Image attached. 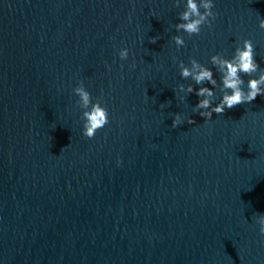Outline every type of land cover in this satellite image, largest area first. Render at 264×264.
<instances>
[{
	"label": "water",
	"instance_id": "1",
	"mask_svg": "<svg viewBox=\"0 0 264 264\" xmlns=\"http://www.w3.org/2000/svg\"><path fill=\"white\" fill-rule=\"evenodd\" d=\"M185 2L0 0V264H264V97L207 119L178 88L245 39L264 69V0H213L191 37ZM80 81L109 113L93 140Z\"/></svg>",
	"mask_w": 264,
	"mask_h": 264
},
{
	"label": "clouds",
	"instance_id": "2",
	"mask_svg": "<svg viewBox=\"0 0 264 264\" xmlns=\"http://www.w3.org/2000/svg\"><path fill=\"white\" fill-rule=\"evenodd\" d=\"M180 0H176V6L179 7ZM213 0H186L184 10L179 13L181 22L175 25L177 31L187 33L189 37L199 35L201 27L204 25L211 26V23L216 18L213 12ZM203 9V11H201ZM259 28L264 30V18L259 20ZM175 45L179 49L185 46L183 36L175 35L172 37ZM151 43H156V38H151ZM129 57L128 49L119 51V58L126 61ZM210 63L220 73V82L214 78V73L211 68L200 64L195 58L190 59V67L185 66L183 61H180V75L183 79L191 78L195 85H200L197 90L190 83L185 87L184 84L178 86L179 91L195 95L199 97L198 103L194 106V112L201 117L210 119L213 114H223L226 109L235 108L244 103H250L257 96L264 97V69H261L254 57V46L250 39H245L242 42V47L238 46L235 49L231 59L225 58L221 54H215L210 57ZM135 67V64L131 65ZM259 72L258 77H253L254 73ZM242 75L250 77L247 80L246 90L245 81ZM211 85L207 87L204 85ZM219 88L222 93L218 103H214L216 94L214 89ZM76 96L78 106L83 110L82 120L83 136L89 140H93L96 134L102 131L109 124V113L106 107L101 106L99 101L93 103L91 94L86 90L82 81L73 89ZM184 121L180 114H175L172 120V127L180 126ZM188 124H194L195 121L189 117L186 121ZM122 161L118 160V165ZM259 232L264 236V214L258 217Z\"/></svg>",
	"mask_w": 264,
	"mask_h": 264
}]
</instances>
